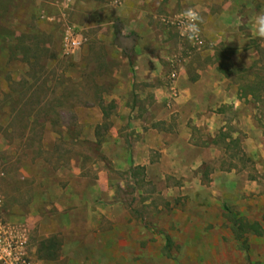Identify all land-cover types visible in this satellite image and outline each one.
<instances>
[{"label": "rangeland", "instance_id": "1", "mask_svg": "<svg viewBox=\"0 0 264 264\" xmlns=\"http://www.w3.org/2000/svg\"><path fill=\"white\" fill-rule=\"evenodd\" d=\"M197 5L189 42L176 18ZM260 11L0 0V264H264ZM181 123L189 145L161 152Z\"/></svg>", "mask_w": 264, "mask_h": 264}, {"label": "clouds", "instance_id": "2", "mask_svg": "<svg viewBox=\"0 0 264 264\" xmlns=\"http://www.w3.org/2000/svg\"><path fill=\"white\" fill-rule=\"evenodd\" d=\"M179 34L189 42H196L202 34L204 17L199 6L188 7L178 14L176 18ZM249 30L261 40H264V11L254 13L248 21Z\"/></svg>", "mask_w": 264, "mask_h": 264}, {"label": "crops", "instance_id": "3", "mask_svg": "<svg viewBox=\"0 0 264 264\" xmlns=\"http://www.w3.org/2000/svg\"><path fill=\"white\" fill-rule=\"evenodd\" d=\"M182 122V121H181ZM184 123H181V128H182V132L181 133H184V135L183 134H179V133H175V134H167L166 132H161L162 134V136L161 135H159L160 136V138H161V141H163L164 143H163V145L161 146L162 147V151L161 152H163V153H165V152H167L166 154L168 155V151H167V148H166V146L164 147V144L165 143H169V144H171L172 146H170V147H172L173 149H175L177 146H179V145H182V146H184V145H189L188 144V142L191 140V139H193L192 137H193V134H191V133H187V132H185V127H184V125H183ZM163 139V140H162ZM147 148H150V146H148ZM197 159H199V158H197ZM143 164H147V162H146V160L144 161V160H142L141 161ZM59 177V176H58ZM58 177H52V178H57V179H59ZM56 184H58V183H56ZM52 186L51 184H50V182H46V185H45V191L47 192V190H46V188L48 187V186ZM60 190H61V187L59 188ZM59 190V191H60ZM49 193H50V191H49ZM47 194H48V192H47ZM84 206L86 205V204H83ZM78 214H80V215H86V216H88V217H90V216H93V214L91 213V207H81V208H79L77 211H76ZM92 214V215H91Z\"/></svg>", "mask_w": 264, "mask_h": 264}, {"label": "trees", "instance_id": "4", "mask_svg": "<svg viewBox=\"0 0 264 264\" xmlns=\"http://www.w3.org/2000/svg\"><path fill=\"white\" fill-rule=\"evenodd\" d=\"M119 31H117V35H119ZM238 222V221H237ZM246 223V224H245ZM245 223H241V227L243 226V228L244 227H247V229H249V230H251V231H253L254 233H257V234H261V231H260V225L258 224V223H250V222H245ZM235 228V227H234ZM242 230V229H241ZM238 231V230H237ZM243 231H245V230H243ZM242 231V232H243ZM241 232V231H240ZM240 232H238V234H237V237L239 236H241V233ZM49 258H51V256H49Z\"/></svg>", "mask_w": 264, "mask_h": 264}, {"label": "built area", "instance_id": "5", "mask_svg": "<svg viewBox=\"0 0 264 264\" xmlns=\"http://www.w3.org/2000/svg\"><path fill=\"white\" fill-rule=\"evenodd\" d=\"M73 44L75 45L76 44V42H73ZM12 242H14V241H12ZM4 257L2 256V259H3ZM20 264H31V263H28V262H26L25 260H22V261H20ZM32 264H35V263H32Z\"/></svg>", "mask_w": 264, "mask_h": 264}]
</instances>
